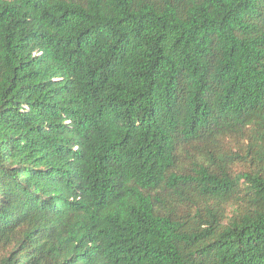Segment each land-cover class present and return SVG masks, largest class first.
Listing matches in <instances>:
<instances>
[{
	"label": "trees",
	"instance_id": "obj_1",
	"mask_svg": "<svg viewBox=\"0 0 264 264\" xmlns=\"http://www.w3.org/2000/svg\"><path fill=\"white\" fill-rule=\"evenodd\" d=\"M0 264H264V0H0Z\"/></svg>",
	"mask_w": 264,
	"mask_h": 264
}]
</instances>
